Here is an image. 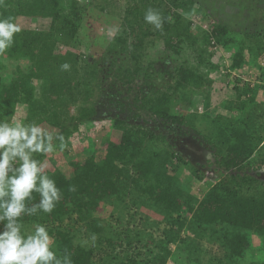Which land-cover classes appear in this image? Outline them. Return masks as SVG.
Masks as SVG:
<instances>
[{"label": "trees", "instance_id": "16d2710c", "mask_svg": "<svg viewBox=\"0 0 264 264\" xmlns=\"http://www.w3.org/2000/svg\"><path fill=\"white\" fill-rule=\"evenodd\" d=\"M259 2L246 5L258 3L261 25L239 30L196 0H125L114 36L101 41L100 27L115 10L114 0H0V18L12 17L21 29L0 54V121L19 113L15 120L63 135L62 151L58 140L53 143L68 161L78 153L82 128L111 135L102 154L94 148L68 170L52 153L34 154L42 165L51 158L53 168L45 174L56 182L61 199L51 213L22 216L24 230L42 224L57 247L53 250L69 255L72 264H264V101L257 97L264 84H245L242 91L234 86L225 105L228 114L219 113L203 129L189 110L190 91L196 90L204 103L197 89L215 82L204 71L211 66L207 47L212 39L235 52V68L250 56L264 57ZM194 8L201 23L212 28L201 38L192 23H185ZM149 9L171 22L165 19L157 30L144 19ZM98 17L100 23L91 28L89 19ZM40 18L49 19L47 26L31 25ZM88 28L94 41H86L82 51L80 33ZM146 51L154 57H144ZM65 63L68 70L61 69ZM103 121L106 125L96 126ZM186 135L211 150L217 171L208 175L204 165L187 161L175 143ZM183 163L189 164L192 182H185V170L179 174ZM205 178L199 194L188 189L187 183ZM39 200L34 192L28 206ZM133 206L136 211L125 218L124 210ZM142 210L153 213L152 225L135 218ZM117 212L114 222L107 220ZM151 226L163 236L155 239ZM248 232L260 237L255 248L263 255L258 258L249 253ZM218 243L222 251L214 253Z\"/></svg>", "mask_w": 264, "mask_h": 264}, {"label": "rangeland", "instance_id": "374dc122", "mask_svg": "<svg viewBox=\"0 0 264 264\" xmlns=\"http://www.w3.org/2000/svg\"><path fill=\"white\" fill-rule=\"evenodd\" d=\"M200 3L201 6L204 7L205 11L207 12H211L213 13V15L215 17H218L219 19H221L222 21L226 22V23H230L231 25L237 26V29L241 30V29H255L258 28V25H261V20L258 14V3L257 6H248L246 4L251 3V0H196ZM125 0H114L115 6L112 7L115 10H112L111 14H107V20H105L104 22H102V26L100 27V32H99V37L101 38V41H105L106 38H108V36H114V32L116 27L119 26V23L121 22V16H120V10H121V6L124 4ZM196 7V6H194ZM259 7H261L262 9H264V0H260L259 2ZM111 8L108 7V10H110ZM196 9H192L191 14H187L186 16V21L185 23H192V27L195 30L196 36L198 38H201L204 34H210L211 32V27L209 24H204L201 23V19H202V15H200V13L198 11H195ZM120 12V13H119ZM95 17L99 16V14H95ZM105 17V16H104ZM99 17L98 18H90L89 21L92 20V26L91 28H93V26H97V24L100 23L99 21ZM256 19L257 22H255L254 20ZM49 23V19L48 18H40L38 20L31 21V25H35V28H39L42 29L45 26H47V24ZM90 28L86 29L84 33H80V39H81V43H80V49L82 51H85L87 48L85 47L86 45V41H94V39H91L92 35L91 33V29ZM111 29V30H110ZM87 32L89 34H87ZM203 32V34H202ZM104 33L105 36L103 37L101 34ZM106 37V38H105ZM241 40L244 38H240ZM108 41V40H107ZM106 41V42H107ZM211 44L208 45L207 50L209 53H211L209 61L211 63V66L207 67L204 69V71L210 72L209 76L211 75V77L215 80L213 85H207L206 82L202 85L199 86V88L197 90L201 91V93L199 95H201L202 97H204V103H202L201 101H203V99H200L197 94L198 92H196V90H192L190 91V98L192 97V101H193V106L189 108V110H193L195 113V116L197 118V121H202L203 122V126H201V128L203 129V127L205 126V124L209 123L212 121V119L218 115L219 113H221L222 115H226L227 111L225 109V105L226 103L229 101V97L230 95L233 96V94H230L231 90H233L234 86H236L237 91L241 90L244 88L245 84L250 85L251 87H258V85L260 84H264V57L262 56L261 58L258 57H253L250 56L249 57V61L248 63H244L239 69L235 68L233 65V61L235 59V52H230L228 50H224L220 45H216L213 44V39L211 40ZM90 45V44H89ZM101 45V44H100ZM99 45V48H100ZM152 47V43H147V47ZM162 46V45H161ZM160 46V47H161ZM98 47V46H97ZM142 51V50H141ZM150 51H152V48H150ZM143 52H145V50H143ZM148 51H146V54L144 55V57L148 58L149 57H154L152 56L150 53L148 55ZM246 55H248V52H245ZM143 55V54H142ZM184 56V55H182ZM182 60V57H180V61ZM12 62H15L11 59ZM7 65H9V71H12L14 69V65L10 62L7 63ZM227 88V89H226ZM235 89V88H234ZM258 90V89H257ZM212 92V95L210 96L208 93ZM209 96V97H207ZM258 100L259 101H264V89H260L258 91L257 94ZM230 99H234V98H230ZM74 108L70 109L73 110ZM178 111L181 112V110H183L181 107H177ZM14 111V108L11 109V112ZM207 113H210L211 117L206 116ZM203 114V116H202ZM205 114V116H204ZM228 114V113H227ZM229 117H234L233 113H230L228 115ZM9 121H11L12 119H19V113L15 115H10L8 116ZM21 120V118H20ZM96 124V123H95ZM106 125V122H101V124H96L97 127H100V125ZM48 131L52 132L50 129H47ZM54 133V132H52ZM99 133V134H98ZM98 133L95 132H90L88 130H85L84 128H82V130L79 133V136H77V142H76V155L75 157H73V159H71L70 161H68L66 158H64V156L62 155L61 152H59L57 149L52 153V159L56 160L59 159V164H61V166L66 170L73 168L72 166H74V163H77L78 161H84V159L91 155L93 153V149H96V152H98V154H102L105 149H106V144H107V140L106 138L110 137L111 135H109L105 129L104 130H100ZM113 138V137H112ZM175 138V137H174ZM118 141V139H117ZM177 149L179 151H181L185 156H187V161H189L192 164H195L196 166L200 167L202 165H204L205 167H203L207 172V174L209 175L210 173H213V171H217L216 169V164H215V159L212 157V152L209 149H206L202 144H200L197 140L192 139V136H180L179 138H177L175 140ZM161 147H165L166 144L165 143H160ZM80 148V152L77 150ZM48 157V156H47ZM45 158V162L43 164V171L44 173H47L48 171L51 170V168H53V164L49 161L51 158ZM183 167L180 168L179 170V174L181 175L183 170H185L186 172H188V174L186 175L185 178V182H192L194 177L190 172V168L188 167L189 164L188 163H183ZM260 178L264 179V171L262 173V175H260ZM208 179L205 178V180L203 181H195L194 184H190L187 183V187L189 190H193L196 193H200L202 191V189H204L206 187ZM119 209L121 210V207H119ZM136 206L130 207V209L128 210H124V214L123 216L125 218L128 217V212L130 213H134L136 210ZM111 210V209H110ZM109 210V211H110ZM102 216H104L105 214H101ZM109 215V214H108ZM106 215V218H108V221H115V217L118 214L115 213L108 216ZM135 218L137 220H139L141 218V220H146L148 221L149 225H152L153 222L155 221L154 219L155 216L153 215V213L151 211H140ZM110 219V220H109ZM126 221V220H124ZM164 227V224L162 223L159 229H162ZM151 231L154 232V236L155 239H157L158 237L163 236V233L161 230H158L156 228V226H151ZM27 232H31L34 230L33 227H27L26 228ZM87 235V234H86ZM86 235H82L84 238L83 240L88 242V238L86 237ZM248 236L249 239H251V241L253 242V246L251 247V250L249 251V253L251 255H254L256 258H258L259 256H262L263 253H259L255 247H258V245L260 244L261 240L260 237L258 235H252L250 232H248ZM213 249H214V253H221L222 248L220 243L213 245ZM172 248H175L174 245L171 246ZM52 248L53 249H57L56 246H54L53 244V240H52ZM117 252H121V248L117 247ZM102 254H104V251L102 252Z\"/></svg>", "mask_w": 264, "mask_h": 264}, {"label": "clouds", "instance_id": "9594fccd", "mask_svg": "<svg viewBox=\"0 0 264 264\" xmlns=\"http://www.w3.org/2000/svg\"><path fill=\"white\" fill-rule=\"evenodd\" d=\"M145 21L157 30L164 20L158 11L149 9ZM21 31L12 17L0 18V54L13 44ZM65 63L62 70H68ZM54 140L62 151L66 144L63 135H55L36 123L12 119L0 121V264H72L69 255L58 256L52 248V238L42 224L27 232L21 217L34 216L38 211L51 213L61 199L56 182L46 175L43 165L34 154H49L56 150ZM74 191V186L70 188ZM38 193V204L28 206L33 193ZM95 239V237H93Z\"/></svg>", "mask_w": 264, "mask_h": 264}]
</instances>
